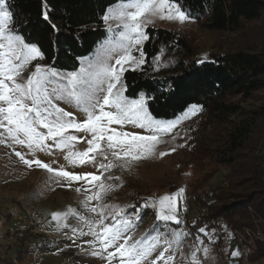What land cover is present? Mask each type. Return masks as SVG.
Here are the masks:
<instances>
[{
    "label": "snow or ice",
    "instance_id": "snow-or-ice-1",
    "mask_svg": "<svg viewBox=\"0 0 264 264\" xmlns=\"http://www.w3.org/2000/svg\"><path fill=\"white\" fill-rule=\"evenodd\" d=\"M10 4L11 0H0V144L7 142L8 146L27 148V154L15 152L19 160L28 168L34 165L37 169L46 170L58 178L57 183L62 179L66 182L63 186L71 187L74 182L81 181L91 186L93 194L86 197L83 207L95 214V219L87 220L74 209L63 214L54 213L52 219L57 222L58 228L69 227L59 222L70 216L81 220L87 231L72 228V232L92 237L85 243L93 249V256L102 257L106 264H113L114 259L118 260V264H146L157 248L162 247L163 250L151 264H157V261L170 264L175 251L180 250L182 242L192 233L177 227L172 229L171 238H168L159 230V225L154 228V235L148 234L140 240L133 241L129 233L142 222L140 213L148 207L157 209L158 221L179 226L178 202L184 189L133 205L131 213L102 201L114 188L113 184L107 183L113 178L105 177V173L116 167L117 162L121 168H129L132 163L155 155L158 145L165 142L162 139L165 134L201 110L200 105L191 104L175 120L156 119L148 106L149 99L154 97L140 93L138 98H130L125 94L127 85L122 82L125 71L143 70L147 62L143 45L150 40L146 28L154 18L183 24L192 19L191 14L179 5L178 0H129L109 7L102 20L116 39L106 40L101 45V51L87 64L81 65L78 71H63L39 63L45 60V55L37 44L25 37L21 29L28 21L21 25ZM49 11L45 0L42 10L45 21H50ZM110 21H115L116 27L121 30L117 32ZM50 26L58 36L59 28L55 24ZM134 51L138 55H134ZM113 59L114 64L111 63ZM156 60L159 61V57ZM198 63H203V60ZM30 66L33 70L25 77L23 73ZM61 103L75 108L83 119L66 111ZM129 124L147 134L117 131L112 127L123 128ZM78 142L86 143L87 148L76 151ZM65 149L69 150L65 158L72 167L91 165L99 175L69 172L63 167L54 169L35 158L37 152L52 154L54 150ZM28 154L33 159L26 158ZM166 154L159 152L161 157ZM75 190L79 193L81 188ZM92 201L99 203L89 206ZM132 217L136 218L135 221ZM198 232L208 234L206 227L198 228ZM196 240L198 244H204L199 236ZM169 252L173 255L166 256ZM204 252H208L207 247ZM231 255L239 256L240 253L236 251ZM191 264H199L196 252L192 253Z\"/></svg>",
    "mask_w": 264,
    "mask_h": 264
},
{
    "label": "rangeland",
    "instance_id": "rangeland-1",
    "mask_svg": "<svg viewBox=\"0 0 264 264\" xmlns=\"http://www.w3.org/2000/svg\"><path fill=\"white\" fill-rule=\"evenodd\" d=\"M127 2L129 0L117 4ZM110 23L117 32L121 30L116 27L115 21ZM102 28L105 36L101 40V45L108 39H116L113 33L108 32V25L104 22ZM159 29L178 33L184 39L187 49L181 51L177 44L162 43L157 52L150 55L144 50L145 42L143 51L147 62L143 68L150 67L154 74L158 75L171 73L173 65L180 58L210 59L214 55L237 51L244 42L243 32L209 31L194 18L183 24L154 18L146 28L148 33L149 30ZM152 35L157 37L156 32ZM101 45L95 55L101 51ZM133 54L138 55L135 51ZM94 56L82 59L75 70L78 71L81 65L87 64ZM157 57L159 61L156 60ZM114 62L113 59L111 63ZM39 63L43 64V61ZM32 70L30 66L23 75L27 77ZM225 102L240 105L247 112L261 111L264 108V90L257 92L250 101L227 98ZM60 106L76 114L78 119H83V115L75 108L64 103ZM182 113L171 119L159 120H175ZM237 120L235 116L223 118L200 110L184 119L170 133L165 134L162 137L165 142L158 145L155 155L134 162L129 168H121L117 162L116 167L105 173V177L113 178L107 183L113 184L114 188L103 197L102 202L123 208L127 213L133 211V205H140L145 200H157L180 189L185 190L178 202V217L181 220L179 226L158 221L157 209L148 207L140 213L142 222L129 233L133 241L140 240L148 234L154 235L153 230L157 225L160 231L171 238L172 229L178 227L192 235L182 242L179 251H175L170 264H191L193 252H196L199 264H264V256L259 254L261 246L264 248L263 230V241H258L256 237L259 233L256 228L232 232L223 219L215 220L217 209L230 202L229 199L218 203L217 199L219 200L220 186L223 184L225 174V167L221 162L224 159V143L231 123ZM112 127L117 131L147 134L143 129L130 124L123 128L117 125ZM86 148L87 144L83 142L75 145L76 151H83ZM16 151L28 153L27 148L8 146L7 142L0 144V264H106L102 257L93 256V249L85 243L92 237L73 234L72 228L87 231L81 220L70 216L67 220L59 222L69 227L58 228L57 222L52 219L54 213L63 214L69 209L76 210L87 220L95 219V214L83 207L86 197L93 194L91 186L83 181L74 182L71 187L63 186L66 184L65 181L61 179L57 183L58 178L46 170L37 169L34 165L28 168L15 155ZM68 151L54 150L52 154L37 152L35 158L50 164L54 169L63 167L69 172L99 175L97 169L91 165L72 167L65 158ZM159 152L168 154L161 157ZM26 158L33 159V156L28 154ZM77 187L81 188L79 193L75 190ZM98 203L92 201L89 206H96ZM132 219L135 221L136 218ZM257 226L262 228L260 225ZM200 227H206L208 234L199 233ZM246 230L252 232L254 237L247 236ZM237 232L246 235L243 244L238 239ZM197 236L204 240L203 245L197 243ZM162 241L163 237L161 243ZM205 247L208 248L206 254ZM162 250V247H158L146 264L156 260ZM236 251L240 255L232 256L231 253ZM165 255H173V252ZM113 264H118V260L114 259ZM157 264H163V261H157Z\"/></svg>",
    "mask_w": 264,
    "mask_h": 264
},
{
    "label": "trees",
    "instance_id": "trees-1",
    "mask_svg": "<svg viewBox=\"0 0 264 264\" xmlns=\"http://www.w3.org/2000/svg\"><path fill=\"white\" fill-rule=\"evenodd\" d=\"M126 0H46L50 21L42 18L45 0H11L10 7L23 25L22 32L45 55L43 64L63 71L79 67L84 58L94 56L105 36L102 16L109 7ZM179 5L209 31L243 32L241 49L201 60L180 58L171 73L154 74L145 66L126 71V95L149 97V111L156 119H171L198 104L201 110L228 118L235 116L227 132L223 150L225 167L215 214L233 231L263 226L264 222V108L247 112L227 98L246 102L264 90V0H178ZM50 24L59 28L58 36ZM156 32L155 38L152 34ZM144 50L152 55L159 45L177 44L187 49L176 32L149 30ZM78 37V38H77ZM214 220V219H213ZM264 231V229H263ZM264 256L261 246L259 253Z\"/></svg>",
    "mask_w": 264,
    "mask_h": 264
},
{
    "label": "built area",
    "instance_id": "built-area-1",
    "mask_svg": "<svg viewBox=\"0 0 264 264\" xmlns=\"http://www.w3.org/2000/svg\"><path fill=\"white\" fill-rule=\"evenodd\" d=\"M264 229V223H263V226H262V228H259L258 226H257V228H256V230H258V236L256 237V235H255V237L257 238V240L259 241V240H261V241H263V239H262V233H263V230ZM237 234H238V239L241 241V243L243 244V241H245V236L247 235H249V237H254L253 236V234H252V232L250 233V231L249 230H246V235L244 236V235H240V233H238L237 232ZM245 234V233H244Z\"/></svg>",
    "mask_w": 264,
    "mask_h": 264
}]
</instances>
